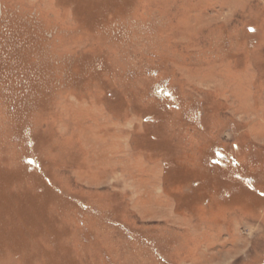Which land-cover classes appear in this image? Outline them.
Returning a JSON list of instances; mask_svg holds the SVG:
<instances>
[{"label":"rangeland","instance_id":"obj_1","mask_svg":"<svg viewBox=\"0 0 264 264\" xmlns=\"http://www.w3.org/2000/svg\"><path fill=\"white\" fill-rule=\"evenodd\" d=\"M0 264H264V0H0Z\"/></svg>","mask_w":264,"mask_h":264}]
</instances>
